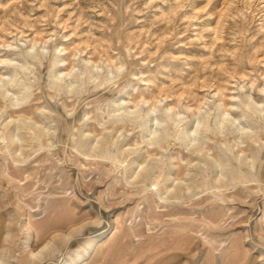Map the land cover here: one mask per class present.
I'll use <instances>...</instances> for the list:
<instances>
[{
	"label": "rangeland",
	"instance_id": "1",
	"mask_svg": "<svg viewBox=\"0 0 264 264\" xmlns=\"http://www.w3.org/2000/svg\"><path fill=\"white\" fill-rule=\"evenodd\" d=\"M7 56L31 107L0 112V264H264V0H0ZM138 102L185 121L153 141Z\"/></svg>",
	"mask_w": 264,
	"mask_h": 264
},
{
	"label": "bare ground",
	"instance_id": "2",
	"mask_svg": "<svg viewBox=\"0 0 264 264\" xmlns=\"http://www.w3.org/2000/svg\"><path fill=\"white\" fill-rule=\"evenodd\" d=\"M13 45L12 44H8L7 47H12ZM35 46H33L31 49H34ZM45 48H43L44 50ZM57 49V48H56ZM58 50H59V47H58ZM64 51L63 49L61 50V52ZM25 59H27V57H32L29 55V53H24L23 52V55H22ZM15 60L13 58H10L9 56H7L6 58L4 59H0V94L2 96V99L0 100V112H1V117H4L6 116L7 114H9V112H16L18 110V112H23V111H27L30 113L29 109L31 107V105L29 106H25L23 108H19V109H16L14 108V106L16 105H19V102L20 101H24V100H28V102H30L29 98H30V94L29 93H26V96L25 98H21L19 95L21 93H23V91L21 92V88L23 87L24 84H20L19 82L20 81H17V80H14L13 78L9 79V75L12 71L9 72V66L10 65H14L16 66L15 67V72H17V75H18V71L21 70V71H25V70H28V68L25 66L26 64H19V63H14ZM59 62V61H58ZM60 62H63L64 65L62 66H65L66 65V61L64 59L60 60ZM84 62L86 64H91V62L89 60H84ZM94 67V65H92ZM75 67V66H74ZM74 67H72V70L68 73H63L62 70H60V77L56 78L58 79V81L61 83V82H66V77H69L72 75V71L75 69ZM98 68V66H96ZM118 67V66H117ZM11 68V67H10ZM110 68V67H109ZM119 70L123 68V66H120L118 67ZM77 78V77H76ZM72 87L73 84H69L68 87ZM264 91V90H263ZM252 99V98H251ZM8 102H11V104ZM142 103H146L148 104L149 102L146 101V100H143L141 101ZM161 103V101H159ZM4 103L3 107L1 106V104ZM130 103V102H128ZM140 102L138 103H134V108H136V111H129V108L127 106H121V104L118 105V109L116 110L117 111H120L121 109H124V111L122 113L119 114V116H123L124 118L125 117H132L134 118V120L136 119L137 121L138 120H141L143 121L144 120V117H142L143 115V112H146V115L145 116H149V120H147L145 122V125H146V131L150 133V135L152 136V139L151 140H156L157 137H158V130H153L155 128V126L157 125L158 127L161 126V123L158 122V120L165 116L167 118H169L170 120H174V122H176V126H179L181 123H183L185 121V118H182L181 116V112H175L173 110V108H169L168 105L165 106V109H166V112L163 116H160L159 117H151L150 118V114L153 112V113H157L159 111V107L157 106V103H152L149 108L147 109V111H143V109H139L140 107ZM256 104V103H255ZM259 105V104H258ZM121 106V107H120ZM250 106V105H249ZM248 106V108H249ZM232 107H234V104L232 105ZM186 108H189L188 106ZM40 110V109H39ZM202 108L198 110V114H195L196 115V129L193 131V134L195 136H192L190 135L189 133H185L184 136L188 139H190V143H195L196 141L199 140V138L197 137L199 134H200V127L201 125L203 124V119H205V116L202 115L200 112H201ZM140 111L139 114H136ZM39 112V111H38ZM171 112V114L169 113ZM225 112V111H223ZM17 113V112H16ZM142 113V114H141ZM163 113V112H162ZM135 114V115H134ZM34 115V114H33ZM46 115L45 114V111H42L41 115L40 116H44ZM225 115V119L223 118V123L226 121L228 123H231L233 126L235 125V123L237 121H239V118L237 117H233L232 114L230 112H225L224 113ZM20 116V115H19ZM39 116V117H40ZM116 116V115H115ZM175 116L178 117V120L175 119ZM18 117V116H17ZM10 118L12 119L13 117L10 116ZM27 118V117H26ZM22 120V119H21ZM24 121V122H23ZM22 122L25 123L26 120H23ZM31 121V120H30ZM154 121V123H153ZM19 122H20V119L17 120L16 119H13L11 120L8 124H7V127L6 129L4 130V132L2 133L3 135L0 136V146H2V144H4L6 142V147L8 148H12V149H18V148H22L23 145L20 144L19 141H22L21 138H19V133L16 134V131H19L21 129L22 126H19ZM156 122V123H155ZM27 123H32V122H27ZM39 121H35L33 122V125L31 124V127L33 128H36V125H38ZM142 123V122H141ZM151 123V124H150ZM12 124V125H11ZM18 124V125H17ZM241 124V123H240ZM24 126V125H23ZM29 126V124H28ZM15 127V128H14ZM30 128V127H29ZM122 128V127H121ZM26 129V127H25ZM31 129V128H30ZM237 129L239 131L243 133H245L247 131V129L245 127H237ZM236 129V130H237ZM16 130V131H15ZM185 130V129H184ZM37 133V132H36ZM50 132H49V129L45 126V127H42L39 131H38V134L35 135L34 137L31 135L29 137V139H26L25 141L28 143L29 146H35V145H38V146H44L45 144V141L46 143L48 144L49 142V139H50ZM200 136V135H199ZM8 138L9 141H5L6 139ZM196 149V148H195ZM196 151V150H195ZM201 151V150H200ZM242 151V150H241ZM209 155V154H207ZM199 156V155H198ZM15 158V157H14ZM248 157H246L247 159ZM181 162V161H180ZM192 164V163H191ZM143 166V165H142ZM188 166V165H186ZM184 166V167H186ZM174 167V166H173ZM190 167V166H189ZM186 169V168H185ZM22 171V170H21ZM24 171V170H23ZM22 171V172H23ZM16 172V171H15ZM17 173V172H16ZM140 176H142L143 178H147V174H140ZM166 180H171V178H167ZM177 180V178L175 179ZM174 180V181H175ZM172 181V180H171ZM30 183V182H29ZM184 184L183 180H179V183L178 184ZM168 189V188H167ZM191 189V186H187V190H190ZM181 190V189H180ZM48 244L45 245L44 247H42L41 251H44L46 248H47ZM38 252V253H40ZM36 252H33L32 255H34Z\"/></svg>",
	"mask_w": 264,
	"mask_h": 264
}]
</instances>
